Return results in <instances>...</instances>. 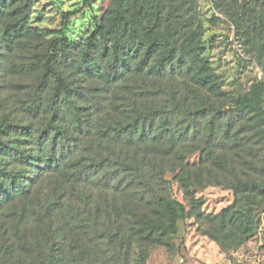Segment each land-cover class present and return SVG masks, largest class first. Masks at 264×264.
<instances>
[{
  "label": "trees",
  "instance_id": "1",
  "mask_svg": "<svg viewBox=\"0 0 264 264\" xmlns=\"http://www.w3.org/2000/svg\"><path fill=\"white\" fill-rule=\"evenodd\" d=\"M33 2L0 0V264H131L187 214L167 173L232 191L213 239L253 235L264 79L222 89L197 0H111L55 32L31 25ZM211 2L264 55V0Z\"/></svg>",
  "mask_w": 264,
  "mask_h": 264
},
{
  "label": "rangeland",
  "instance_id": "2",
  "mask_svg": "<svg viewBox=\"0 0 264 264\" xmlns=\"http://www.w3.org/2000/svg\"><path fill=\"white\" fill-rule=\"evenodd\" d=\"M110 1L34 0L31 25L44 28L41 31L55 32L68 22L76 25L93 14L100 17ZM197 9L203 28L201 54L219 77L222 89L240 94L256 80L264 79V55L235 34L228 17L215 8L211 0H197ZM185 161L198 164V151ZM173 176V173L165 175L172 199L184 204L187 214L172 224L170 235L163 243L148 245L141 251L133 248L131 264H141L142 261L144 264H264V197L257 199L252 208L256 224L253 235L246 237L227 232L215 240L211 217L233 202L232 191L223 185L185 191ZM192 206H198L200 213H196Z\"/></svg>",
  "mask_w": 264,
  "mask_h": 264
}]
</instances>
